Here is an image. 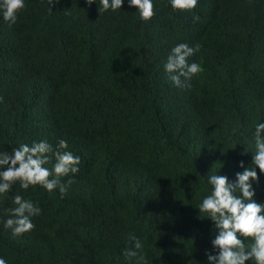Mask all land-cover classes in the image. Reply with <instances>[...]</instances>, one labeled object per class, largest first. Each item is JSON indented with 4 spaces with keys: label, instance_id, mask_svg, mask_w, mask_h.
Wrapping results in <instances>:
<instances>
[{
    "label": "trees",
    "instance_id": "trees-1",
    "mask_svg": "<svg viewBox=\"0 0 264 264\" xmlns=\"http://www.w3.org/2000/svg\"><path fill=\"white\" fill-rule=\"evenodd\" d=\"M25 4L14 24L0 15V152L63 139L80 164L61 178L73 180L66 194L18 183L0 194V257L136 264L123 254L134 234L144 264H211L219 230L198 209L208 176L235 181L255 167L264 123V0H198L191 11L153 0L150 21L128 0L117 11H99V0ZM180 43L199 45L188 62L203 71L177 87L164 65ZM17 194L41 209L21 236L4 226Z\"/></svg>",
    "mask_w": 264,
    "mask_h": 264
},
{
    "label": "clouds",
    "instance_id": "clouds-1",
    "mask_svg": "<svg viewBox=\"0 0 264 264\" xmlns=\"http://www.w3.org/2000/svg\"><path fill=\"white\" fill-rule=\"evenodd\" d=\"M86 2L91 6L97 0ZM128 3L138 9L143 21H150L156 14L153 0H128ZM52 4L53 0H49V11H52ZM123 4L124 0H99L98 10L117 11ZM170 4L174 10L191 11L197 7L198 0H170ZM25 7V0H0V15L4 21L14 24ZM198 50L199 45L193 48L180 43L168 55L164 68L177 87L185 86L182 77L191 79L203 71L198 63L188 62V58ZM2 100L0 97V101ZM253 139L256 151L252 164L255 167L236 173L235 181L229 180L226 175L208 176L212 191L204 197L198 209L219 230L212 241L213 246L219 249L218 254L207 253L211 264H246L249 260L253 264H264V203L255 199L253 187V181L259 182L256 169L259 168L264 173V123L256 124ZM67 149V141L61 139L55 150L48 141L43 140L31 145L21 144L12 149L11 153L0 152V194L10 192L17 183L25 190L39 185L50 193L59 189L61 194H66L73 180L62 183L61 178L78 173L80 164V157ZM53 156L55 163L52 168L46 167ZM13 205L14 207L6 210L9 218L4 226L12 230L13 236H21L34 230L35 224L31 218L40 215L41 209L19 194L13 197ZM241 237L252 238L253 242L245 244ZM129 240L133 247L125 249L124 256L129 260L134 258L136 264H144L146 258L142 254L141 240L134 234L129 235ZM0 264H7V261L0 257Z\"/></svg>",
    "mask_w": 264,
    "mask_h": 264
}]
</instances>
